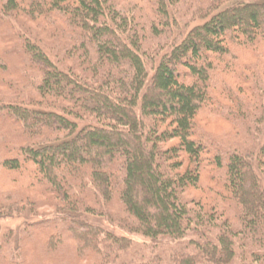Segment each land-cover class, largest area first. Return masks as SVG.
<instances>
[{
	"label": "trees",
	"instance_id": "1",
	"mask_svg": "<svg viewBox=\"0 0 264 264\" xmlns=\"http://www.w3.org/2000/svg\"><path fill=\"white\" fill-rule=\"evenodd\" d=\"M133 235L136 264H264V0H0V264Z\"/></svg>",
	"mask_w": 264,
	"mask_h": 264
},
{
	"label": "rangeland",
	"instance_id": "2",
	"mask_svg": "<svg viewBox=\"0 0 264 264\" xmlns=\"http://www.w3.org/2000/svg\"><path fill=\"white\" fill-rule=\"evenodd\" d=\"M187 29V28H186ZM227 121L225 118L220 117L218 119H216L214 122H211L209 125H207L208 129L211 130L213 133H230L232 131H230V128H233L231 126V124L225 122ZM22 218L19 219H8V220H4L1 222V225L3 228L5 227H15L20 225V220ZM92 221L97 222L99 224H101L102 226H104L105 228L114 231L116 234L121 235V231H119L118 229H115L111 226H109L108 224L104 223L102 220L96 218V217H92L91 218ZM133 243L132 246L127 249L120 257V262L123 264H136L138 262L141 261L142 257L147 254V245H146V240L139 235H133L132 237Z\"/></svg>",
	"mask_w": 264,
	"mask_h": 264
}]
</instances>
